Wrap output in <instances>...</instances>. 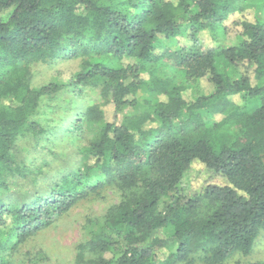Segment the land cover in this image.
Segmentation results:
<instances>
[{
    "label": "trees",
    "instance_id": "1",
    "mask_svg": "<svg viewBox=\"0 0 264 264\" xmlns=\"http://www.w3.org/2000/svg\"><path fill=\"white\" fill-rule=\"evenodd\" d=\"M260 1L0 0V264L107 191L120 201L75 264L250 255L264 231V20L250 12ZM232 17L236 44L204 47L200 36L226 38ZM177 37L185 45L170 49ZM66 62L79 64L67 82L32 84L34 67ZM199 83L213 91L192 96ZM83 88L98 102L80 106ZM45 113H59L55 127ZM42 154L58 166L38 165ZM194 162L226 184L184 196ZM18 181L31 190L17 193Z\"/></svg>",
    "mask_w": 264,
    "mask_h": 264
},
{
    "label": "rangeland",
    "instance_id": "2",
    "mask_svg": "<svg viewBox=\"0 0 264 264\" xmlns=\"http://www.w3.org/2000/svg\"><path fill=\"white\" fill-rule=\"evenodd\" d=\"M264 0L259 2V6L250 8V12L260 20H264ZM252 17V16H251ZM232 21H237V17H232L227 23L228 34L223 38L219 36L217 40H213L208 33H203L200 40L204 47H213L215 44H220L222 47H232L237 42L235 34L239 31V27L233 26ZM186 39L177 37L176 41L168 44L170 49H176L185 45ZM165 43V42H164ZM79 64L77 62L55 63L51 65H42L34 67V77L32 84L40 86L48 82H67L68 79L78 71ZM148 77V74H144ZM143 75V76H144ZM82 96L78 99L80 106L95 104L98 102L97 93L89 89L82 90ZM213 91V88L205 83L193 84L191 89L192 96L199 94L208 95ZM143 94V93H142ZM144 95V94H143ZM191 96V95H190ZM106 120L112 119V107L105 108ZM60 118L59 113H45L40 119L44 122L47 119L49 127H55ZM18 149L22 156L26 158L29 164L35 163V151L31 149L30 143L27 141L19 142ZM63 150V148L61 147ZM67 150V149H65ZM43 157H37L38 165L43 163ZM53 169L58 166L51 157L47 156L46 161ZM36 164V165H37ZM16 192L25 194L32 188L31 182L18 181ZM225 181L222 177L208 171L204 165L199 162H194L188 169L182 181V190L184 196H192L201 193L208 186H223ZM39 185L38 188H41ZM120 201V194L117 191H107L102 197L90 199L82 202L76 207L69 210L66 214L56 218L53 223L45 230L39 232L35 237L29 239L24 244L16 249V253L11 258L13 264H75L77 254L76 247L85 242L90 233L101 227V217L106 210ZM100 224V226H99ZM165 242V240H164ZM167 249L161 246V252H166ZM261 262L264 263V231L257 239L254 248L250 255L243 256L234 254L225 264H249Z\"/></svg>",
    "mask_w": 264,
    "mask_h": 264
}]
</instances>
